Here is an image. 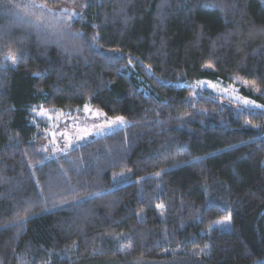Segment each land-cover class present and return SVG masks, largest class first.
Instances as JSON below:
<instances>
[{
  "label": "trees",
  "instance_id": "16d2710c",
  "mask_svg": "<svg viewBox=\"0 0 264 264\" xmlns=\"http://www.w3.org/2000/svg\"><path fill=\"white\" fill-rule=\"evenodd\" d=\"M20 1L43 19L0 0V264H151L197 247L209 264H264V0ZM234 77L262 110L196 88ZM85 104L129 124L50 155L31 108ZM119 170L133 180L110 188Z\"/></svg>",
  "mask_w": 264,
  "mask_h": 264
},
{
  "label": "rangeland",
  "instance_id": "374dc122",
  "mask_svg": "<svg viewBox=\"0 0 264 264\" xmlns=\"http://www.w3.org/2000/svg\"><path fill=\"white\" fill-rule=\"evenodd\" d=\"M2 5L9 10H13L17 15L22 17L25 15V18L28 17L35 22L43 19V16L38 11L31 8V4L29 8L27 4H24L20 0H3ZM64 9L77 17L82 16L86 10V5L82 3L75 6H65ZM61 10L63 9L61 8ZM36 24L41 28L44 26L40 22ZM4 59L10 62L11 65H15L18 57L9 51ZM242 87L253 91L255 94L259 92L257 87L243 81L239 77H234L231 83L207 79L199 80L196 83L197 90L208 91L212 96L220 97L228 103H232L236 107L237 113L242 114L247 111L262 110L263 106L253 98L245 95ZM30 112L32 115L31 123L37 125L41 131L42 145L53 156H66L71 149L78 145L96 137L112 133L129 124V120L125 116L107 115L101 108L90 104H85L83 107L75 110H54L42 105H36L31 108ZM111 175L112 185L110 188L133 180L131 173L124 170L113 171ZM158 211L164 214V204L158 206ZM214 226L222 230H229L231 227L230 220L227 217H223L217 220ZM208 257V248L197 247L190 250L187 254H172L159 262L154 261L150 263L209 264Z\"/></svg>",
  "mask_w": 264,
  "mask_h": 264
}]
</instances>
